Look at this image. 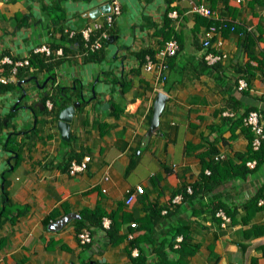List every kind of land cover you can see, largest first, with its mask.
<instances>
[{"label":"crops","instance_id":"crops-1","mask_svg":"<svg viewBox=\"0 0 264 264\" xmlns=\"http://www.w3.org/2000/svg\"><path fill=\"white\" fill-rule=\"evenodd\" d=\"M111 1L0 0V56L23 58L33 51L44 53L35 49L58 43L61 28L66 32L69 25L72 30H80L101 20L107 12L97 16L89 13ZM118 2L120 12L106 37L104 59L83 62L77 44L69 43L74 54L68 53L54 69L57 84L68 87L67 93L74 97L79 84V94L82 91L86 101L81 110L75 109L69 140L61 137L58 117L48 120L50 114L43 110L41 98L52 80L47 71L22 78L9 75L7 81L16 86L0 93L1 115L13 111L5 130L10 135L15 131V143H23L18 154L4 147L9 133L4 143L0 141V210L4 189L13 203L7 204L11 214L16 206H26L13 221L7 213L0 215V264H138L128 253V222L121 225L123 237L114 242L107 239L102 227L90 224L92 240L82 244L76 234L78 219L84 209L96 205L109 212L120 207L124 212L142 215L151 201L172 205V210L155 226L153 243L144 241L142 264H175L179 256L176 250L166 247L167 255L159 259L154 246L174 223L188 229L190 244L195 246L178 264H264V234L243 237L240 229L244 225H222L205 206L210 200L242 201L255 190L262 172L218 184L203 194V204L194 199L181 200L177 194L171 199L174 189L199 177L202 156L207 159L223 154L222 159H226L246 146L245 134L232 121L247 107L264 110L263 73L254 69L249 88H239L237 81L245 63L256 66V60L249 59L238 36L228 32L223 34L221 45L227 56L209 64L200 40L207 19H197L189 0H170L169 4L168 0ZM195 2H204L255 34L261 23L263 31L255 46L260 56L258 52L264 49V4L249 6L247 0L240 4L228 0L227 5L222 0ZM167 9L168 19L164 18ZM58 19L62 21L56 22ZM166 19L174 29L172 37L179 49L165 59V78L159 82L155 70H145L134 52L142 47L155 52L163 45L160 27ZM53 50L56 55L63 52L62 46ZM118 76L125 77L126 85L111 82ZM159 91L167 99L158 126L148 133ZM112 102L119 103L117 114L113 113ZM226 110L234 111V116L225 115ZM35 126L38 132L31 136ZM211 147L215 151H210ZM71 151L81 155L80 160L89 157L85 169L69 172L67 157ZM136 184L143 186L145 196L137 194L126 204L127 189ZM71 212L76 216L50 229L53 221ZM251 221L263 222L264 209ZM178 236L182 234L176 239Z\"/></svg>","mask_w":264,"mask_h":264},{"label":"trees","instance_id":"trees-1","mask_svg":"<svg viewBox=\"0 0 264 264\" xmlns=\"http://www.w3.org/2000/svg\"><path fill=\"white\" fill-rule=\"evenodd\" d=\"M170 0H168V4ZM226 5L228 0H222ZM234 1V0H232ZM255 3H262L264 4V0H247V5L253 6ZM167 9L164 14V18L167 17ZM197 19H204V16L196 14ZM206 18V17H205ZM168 19V17H167ZM166 19L165 25H161L160 29L164 36V40L167 38H171L174 32L173 27L170 25V21ZM207 20L204 21L205 25L208 26L211 23H214L216 26H220L217 20L206 18ZM205 20V19H204ZM62 20H57L56 22H61ZM100 21V20H99ZM227 25L221 27V35H227L228 32H232L236 36H238V42L240 46L247 52L249 59L256 60V66H253L249 62H246L241 70V77L244 78L247 82V88L255 75L254 69L257 68L260 72L263 73L264 78V49L259 51L258 53L260 56L256 54L257 50L255 46L257 41L260 39L261 33L263 31V26L260 23L258 25V32L255 34L254 31L247 29L242 24L237 23L236 20L233 18L227 17ZM264 22V17H263ZM113 23V22H112ZM112 23L109 26H106V23H102L101 27L94 28L89 36V39L85 40L82 36L81 29L80 30H72L71 27L68 25L66 32L64 29L61 28L60 32H62L61 40L58 43L51 42L49 43L51 52L46 56L42 52L33 51L28 55V64L19 66L15 75L18 78H22L23 75H31L34 74L36 71L44 70L49 73L52 77L50 89L46 90L45 94L42 96L41 101L44 105L43 110L48 115V120L53 119L56 120L60 110L67 106L68 104L72 103L76 98L80 99L79 88L80 85L76 84V96L74 97L73 94L67 93L68 87H61L59 84L55 83V72L54 69L56 66L60 65L65 59L68 53L74 54V51L69 48L67 45L69 43L73 44L76 43L78 50L81 52V61L86 62H100L104 59L106 55L105 51V43L107 39H102V46L98 49H91L90 44L98 38L104 29H107L108 32L111 31ZM205 26V27H206ZM64 32V33H63ZM72 32V33H70ZM111 33V32H110ZM66 42V44H65ZM58 46H62L63 52L60 55L54 54V48ZM213 49V48H211ZM154 50L151 47H142L134 52L135 56L138 59L140 65H142L145 61V55L147 53H153ZM177 53V52H176ZM175 53V54H176ZM3 55V54H2ZM0 56V58L2 57ZM220 61L216 62L219 63ZM11 68L12 65L9 63H1L0 62V69L2 72L0 74L9 77L11 75ZM118 78V79H117ZM238 81V79H237ZM112 83H121L122 85H126V79L122 76V79L118 77H114L111 79ZM16 83L13 81H6L0 82V93L11 88H14ZM264 99V95L262 96ZM51 101L50 109L46 108L45 102L46 100ZM85 99L81 101L80 105L76 108L77 111L81 110L84 106ZM113 108V113L117 114L121 109L119 107L118 102L111 103ZM258 110L260 113V119L264 122V110L257 108L256 106L247 107L240 115L236 116L235 119L233 118L232 124L233 126H239L242 132L245 134L247 143L243 150H236L234 152V157H227L226 159H214V156H210L206 159L205 156L201 157L202 161V169L200 175L197 179L191 182H184L181 186L177 187L171 192V199L176 195H181V200L183 199H194L197 200L198 203L203 204L204 200H201L203 194L208 193L213 188H215L218 184L232 179H245L249 174L253 172H262V179L259 180L255 190L249 194L246 198L238 203H229L223 200L213 201L210 200L208 203L205 204L206 207H209V214L212 218L218 219L221 222V217L216 214V212L221 209L223 212L229 217V221L226 222L230 224H237L241 223L242 227L240 229L243 237H253L258 236L260 234H264V221L263 222H252L251 219L255 215L257 211L264 209V204L259 203L260 198H264V137L260 138L258 146L255 148L253 145V140L255 137L254 131L251 129V126L244 122L245 115L250 110ZM13 112V111H12ZM12 112H7L4 115L0 113V141L4 143L6 139L7 133L9 130H5L7 128L8 118L11 116ZM235 114V112H234ZM234 114L232 116H234ZM228 119V117L226 118ZM6 120V123H5ZM264 128V124H263ZM38 132L37 127L35 126L31 129L30 133L31 136L35 135ZM15 135L16 132L13 131L10 137L7 139L6 144L4 147L8 149L14 150L16 153H20L23 143H15ZM72 137V134H71ZM210 151H215L214 147L209 148ZM81 156V155H80ZM80 156L77 152L71 151L67 157V166H70L71 161L74 159L76 161H80ZM255 160V164L253 166L247 165V161ZM205 169H209V172H206ZM156 179V178H155ZM190 187L191 190L189 191L187 187ZM137 195V194H136ZM144 197L145 195L139 193L138 197ZM137 198V196H135ZM199 199L201 201H199ZM2 201H3V208L0 210V215L3 213H7L10 215V220H14L18 214H21L25 211L26 206H16L15 213L11 214L12 208L8 206V203H11V200L8 196V192L6 189L3 190L2 193ZM13 205V203H11ZM171 204V203H170ZM147 211L142 215H137L135 213H128L124 212L122 208H114L110 212L106 211V209L102 208L100 205H96L94 208H86L84 209L83 213L80 215V219H78L77 225V233L83 227H90L92 225H98L102 227V219L103 217L107 216L110 218V223L107 228H103L105 230V235L110 242H114L119 240L123 237V233L120 232L121 225L123 222H128L129 232L132 233V237H128L129 241V248L128 253L132 260L138 262V264H142L145 260V256L142 255L144 251V241H150L153 243L154 239H152V233L155 226L166 216L171 213L172 205L165 206L161 205L156 201H151L146 203ZM165 212L163 213V210ZM121 210V211H119ZM132 222L135 223V226H132ZM225 224V225H226ZM168 233L166 234L163 239H161L157 245L155 246V252L159 259H164L167 255L168 251L165 250L166 247L168 249L176 250L179 256L177 257L175 264L182 263L185 257L188 254H191L194 251V245L190 244L189 240V233L188 229H185L183 225L180 223H174L168 227ZM143 231V232H141ZM76 233V234H77ZM127 233V234H128ZM126 234V236H127ZM178 234H182V238L180 241L176 239ZM138 248V254L132 255V249Z\"/></svg>","mask_w":264,"mask_h":264},{"label":"built area","instance_id":"built-area-1","mask_svg":"<svg viewBox=\"0 0 264 264\" xmlns=\"http://www.w3.org/2000/svg\"><path fill=\"white\" fill-rule=\"evenodd\" d=\"M191 2V11L195 14L204 16L209 19L217 20L220 26H216L214 23L204 27L202 35H201V44L203 47L204 58L207 60L209 64H215L218 61H222L227 55L226 52L222 50V43H223V36L221 35V27L227 25V16L218 14L215 10H213L210 6L206 5L204 2H195V0H189ZM244 2V0H234V3L240 4ZM120 12V4L118 0H112L110 3V11L104 13L103 18L100 21H95L94 24L87 25L83 29H81L82 36L85 40L89 39L90 33L94 28L101 27L102 23H106V26H109L115 16ZM108 30L104 29L102 34L96 38L91 44V49H97L102 46V39L108 36ZM213 48V49H211ZM179 49L178 41L171 37L163 42V45L156 50L153 54L147 53L145 55V62H144V69L145 70H155L156 80L163 81L165 78L164 69L166 68V58L169 56L174 55ZM35 50L43 51L46 55L51 52V49L43 44L37 47ZM1 63H9L12 65L11 68V75L15 74L17 68L19 66H23L28 64V58H15L10 55H4L0 58ZM8 77L0 74V82H6ZM55 83L57 84V80L55 79ZM238 86L239 88H246L247 82L244 78L238 79ZM46 105L51 106V101L46 100ZM225 115L232 116L234 111L226 110L224 111ZM244 122L251 126V129L254 131L255 137L253 140V145L256 148L259 144L260 138L264 137V122L260 119V113L258 110H250L244 117ZM224 155L223 154H216L215 159H221ZM89 157L85 156L80 161L72 160L69 166V172L75 173L76 171H80L86 168L87 161ZM247 165L253 166L255 164V160H250L246 162ZM206 172H209V169H205ZM187 189L190 191L191 188L188 186ZM105 190V188H102ZM143 192V186L141 184H136L133 189H127V195L125 197V203H131L136 194ZM177 198H181L180 194L176 195ZM176 199V198H175ZM259 203L264 204V198L259 199ZM217 215L221 217V224L225 225L230 219L229 217L223 212V210L219 209L216 212ZM110 223V218L105 216L102 219V228H107ZM132 226H135V223H131ZM132 233H128L127 237H132ZM78 241L82 244H87L92 240V234L89 228L83 227L77 233ZM181 236L177 237V240H181ZM132 253L135 255L138 254L137 248L132 249Z\"/></svg>","mask_w":264,"mask_h":264},{"label":"water","instance_id":"water-1","mask_svg":"<svg viewBox=\"0 0 264 264\" xmlns=\"http://www.w3.org/2000/svg\"><path fill=\"white\" fill-rule=\"evenodd\" d=\"M109 11H110V4L105 3V4L101 5L100 7L93 9L89 13V15L97 16L100 12H109ZM109 39H111V37H109ZM23 95H24V93H23ZM80 96H81V100L80 99L74 100L72 103L63 107L58 114V128L60 130L61 137L65 140H69V138H70V122L72 120L75 109L80 105L81 101H83V99H84L82 91L80 92ZM166 99H167V95L164 92L159 91L157 93V95L154 99V103H153V116H152L150 125L148 127V133H151L152 130H154L158 126L159 115L161 113V110L163 108V105H164V102L166 101ZM107 104L108 103L105 102L104 106H107ZM9 136H10V133L7 135V139ZM75 216H76V214L74 212L68 213V214L64 215L63 217H61L60 219L53 221L49 225V227H50V229H55V228L61 226L65 221H67L70 218H73Z\"/></svg>","mask_w":264,"mask_h":264}]
</instances>
